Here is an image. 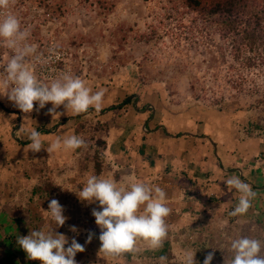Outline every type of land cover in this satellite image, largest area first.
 I'll return each mask as SVG.
<instances>
[{
    "label": "crops",
    "instance_id": "obj_1",
    "mask_svg": "<svg viewBox=\"0 0 264 264\" xmlns=\"http://www.w3.org/2000/svg\"><path fill=\"white\" fill-rule=\"evenodd\" d=\"M106 104L107 100L103 101L99 111L91 108L79 114L67 112L61 105L53 114L52 103L43 109L37 103L31 113H24L0 94V264H40L28 258L17 237L29 235L32 229L56 227L46 212L52 199L59 201L67 217L65 225L55 231L66 235L69 244L75 238L85 248L76 255L77 264H160L161 256L168 258L167 264H180L185 249L197 251L196 264H203L209 253H214L212 264H226L232 255L229 250L232 238L246 235L264 241V137L258 136L259 132L246 134L245 139L237 142L233 136L238 135L237 130L230 133L225 130L233 129V125H227L229 122L223 125V112L213 113L214 120L220 122L219 130L214 128V140L220 137L219 140L231 143L230 147L222 143L214 147L206 136L188 125L191 112L168 123L167 117L163 119L154 110L151 121L140 117L120 129L126 121L108 119L104 112L107 109L110 112L112 105ZM233 105L229 103L233 112L226 114L228 117L238 114ZM92 110L97 114V128L102 130L99 139L89 141V148L85 145L75 151L51 153L46 150L60 137L78 135L85 140L84 126ZM165 122L170 128L168 133L164 126L158 129ZM257 130L264 132V128ZM32 131L40 133L43 144L40 152H32L28 147ZM108 131L115 133L111 141ZM182 132L185 135H178ZM224 132L229 134L221 136ZM187 135L192 138L190 142L185 141ZM96 140H101L103 147L94 145ZM127 140L135 143L134 153L125 148ZM87 154L89 160H85ZM97 154L102 158L100 172L94 161ZM111 171L118 176L110 175ZM90 175L112 176L117 181L131 178L166 191L171 208L166 218L169 233L159 249L152 250L141 241L140 251L131 257L124 254L112 260L105 259L103 253L99 255L101 229L92 215L93 209L100 210L99 203L81 201L76 193ZM233 177L247 183L255 193L249 211L242 216L231 215L241 195L227 184ZM177 178L178 181L174 180ZM72 226L78 231H71ZM90 232L95 236L87 243Z\"/></svg>",
    "mask_w": 264,
    "mask_h": 264
},
{
    "label": "rangeland",
    "instance_id": "obj_2",
    "mask_svg": "<svg viewBox=\"0 0 264 264\" xmlns=\"http://www.w3.org/2000/svg\"><path fill=\"white\" fill-rule=\"evenodd\" d=\"M41 2L9 0L7 8H0V20L9 14L15 15L22 30L29 33L21 46L26 43L36 47V52L27 58V66L38 81L50 85L64 74L80 77L93 92L105 89L103 101L107 100L112 106L121 103L126 94L140 95L142 101L148 103L144 109H128L129 105H125L104 112L112 122L126 121L120 129L140 117L151 121L155 117L154 110L160 112L163 119L167 117L168 123L174 117L191 112L193 116L190 114L187 123L194 131L206 136L212 145L218 147L222 143L230 147L227 139L214 140V128L218 131L220 122L214 120L212 114L223 112V125L229 122L227 125L232 124L233 129L223 128L229 133L237 130L238 135H233L237 142L253 131L264 137V132L257 130V127L264 128V54L247 51L238 58L230 38H226L218 26L188 12L181 3L64 0L61 9L54 6L49 9ZM49 2L56 5L55 1ZM51 51L64 54L61 56L64 60L58 65L62 71L59 77H49L46 63L42 69L43 57L55 55ZM14 54V49L0 38L1 82L6 77L4 67ZM249 58H253L254 64H249ZM135 98L133 96V101ZM229 103L235 104L236 111L242 115L228 117L226 114L233 112ZM138 105L142 107L141 101ZM93 112L88 113L91 115L87 116L84 126L87 148L89 141L99 139L102 130V127L97 128V114ZM162 126L168 133L166 122L158 129H163ZM147 128L145 130L149 131ZM227 132L221 136L229 134ZM112 136L115 133L108 131L110 141ZM190 138L187 135L185 141L190 142ZM127 141L125 148L134 153L135 143ZM94 145L103 147V143ZM89 159L87 154L85 160ZM112 171L109 174L117 177Z\"/></svg>",
    "mask_w": 264,
    "mask_h": 264
},
{
    "label": "clouds",
    "instance_id": "obj_3",
    "mask_svg": "<svg viewBox=\"0 0 264 264\" xmlns=\"http://www.w3.org/2000/svg\"><path fill=\"white\" fill-rule=\"evenodd\" d=\"M9 0H0V8H7ZM29 33L22 30L20 20L12 14L0 20V38L14 55L5 66L6 77L0 84V94L14 102L24 113H31L38 103L43 109L49 102L54 106L50 112L61 105L74 114L87 112L90 108L99 111L103 105L105 89L93 92L91 87L80 77L64 74L50 85L38 81L34 71L27 66V58L36 52V47L24 43ZM58 114V113H57ZM32 152L43 148L40 133H30ZM85 140L78 135L57 138L46 150L51 152L75 151L85 146ZM241 195L233 209L232 216L245 215L255 193L251 187L238 177L227 180ZM81 201L98 202L100 210L93 209L92 215L101 229L99 240L100 253L104 258L116 260L125 253L140 251L139 243L144 242L148 248L155 250L162 246L168 236L169 225L166 218L171 213L167 204L166 191L155 184L122 178L117 181L112 176H88L85 185L76 192ZM64 207L58 200L52 199L46 211L56 226L54 228L32 229L27 236H18L19 246L31 260L40 264H77L76 255L85 250L75 238L55 231L65 225L67 217ZM71 231L77 232L75 226ZM95 233L90 232L87 243H91ZM231 258L226 264H264V241L246 235H238L230 240ZM196 252L185 249L180 257V264H196ZM160 264H167V257L161 256ZM214 253H209L203 264H212Z\"/></svg>",
    "mask_w": 264,
    "mask_h": 264
},
{
    "label": "trees",
    "instance_id": "obj_4",
    "mask_svg": "<svg viewBox=\"0 0 264 264\" xmlns=\"http://www.w3.org/2000/svg\"><path fill=\"white\" fill-rule=\"evenodd\" d=\"M49 1L42 0L41 4L49 9L58 7L61 9L64 0H52L56 5ZM60 1V4L56 3ZM175 4L181 3L190 13H196L204 19L218 26L226 38H230L232 47L237 57L242 53L250 52L255 55L264 54V0H172ZM53 7V8H54ZM249 64L252 65L253 58H249ZM133 96L136 97L133 101ZM140 98V99H139ZM141 101L140 95H127L122 102L111 106L118 108L125 105L139 109L138 102ZM137 103V104H136ZM142 107L145 108L148 103L141 101ZM151 117V116H150ZM179 133L178 135H180ZM103 143L102 141H97ZM96 170L102 169V160L97 155L94 159ZM131 257L133 253H125Z\"/></svg>",
    "mask_w": 264,
    "mask_h": 264
},
{
    "label": "built area",
    "instance_id": "obj_5",
    "mask_svg": "<svg viewBox=\"0 0 264 264\" xmlns=\"http://www.w3.org/2000/svg\"><path fill=\"white\" fill-rule=\"evenodd\" d=\"M51 53H55V52L51 51ZM61 56L64 57V54H61L60 52H56L55 55H53V56L48 55L47 57L46 56L43 57L44 60L41 61V62H43L42 69L44 67V64L46 63L47 68H48V72H50L49 77H52V76L59 77V75H62V71L58 66L60 64V62L62 60H64V58L63 57L61 58ZM42 69L40 70V73H42ZM4 74H6L5 71H4ZM232 211H231V213H232Z\"/></svg>",
    "mask_w": 264,
    "mask_h": 264
}]
</instances>
